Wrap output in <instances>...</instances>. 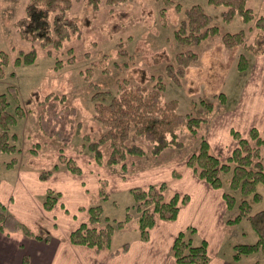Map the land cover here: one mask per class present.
<instances>
[{
  "label": "trees",
  "instance_id": "1",
  "mask_svg": "<svg viewBox=\"0 0 264 264\" xmlns=\"http://www.w3.org/2000/svg\"><path fill=\"white\" fill-rule=\"evenodd\" d=\"M92 13L85 18L86 28H91V20L96 18L97 10L101 3L109 6L108 17H113V10L126 0H86ZM170 2L166 0L165 2ZM248 0H206L213 6H222L220 17L231 20L235 16L245 22H252L255 28L253 39L245 43V48L252 54L264 52V14L256 15L247 4ZM73 0H27L24 14L14 22V29L20 38L37 42L47 49L48 55H53L51 48L59 49L63 41L73 33L79 31L77 23L67 16ZM176 8L182 9V18L174 29V37L178 43H197L209 35L218 31V26L213 22V15L208 13L201 3H194L187 7H181L175 3ZM124 11V12H123ZM125 14L127 10H123ZM127 13H129L127 11ZM126 13V15H127ZM124 21V15L117 16L116 24L120 27ZM114 27V25L112 26ZM245 32L240 29L236 32H224L222 42L226 45L244 42ZM71 53V49L68 48ZM36 50H18L13 59L14 66L32 64L36 60ZM177 62L179 67L175 69L172 64L166 65V71L175 82L179 81L184 68L196 58V53L191 49L179 50ZM73 55L66 59L55 58L53 69L72 63ZM9 58L6 51L0 50V77L4 74V67ZM247 67V58L240 54L237 69ZM89 71L86 69L84 77L89 80ZM91 85H95L92 82ZM163 85L160 79L152 85L143 83H131L128 80L121 81L111 93L109 90H97L92 93L94 101L93 117L103 129L97 138L89 134L83 135L82 142L76 147L78 151L85 148L92 152L93 158L100 164L117 165L123 174L128 172V156H142L146 154L143 146L128 143L129 136L140 138L143 143L149 145V153L152 156L159 155L166 148H181L183 141L180 134L183 132L196 133L212 111V102L200 99L195 107L197 114L179 113L176 110V99H163ZM222 96V93H220ZM65 95L47 92L44 99L40 100L36 92L26 97L23 102L18 98L17 87L6 85L0 90V154H13L18 151L16 147V133L10 132L20 119L26 116L34 102L41 105L39 114V128L43 134L66 144L70 141L73 132V115L75 107L64 104ZM232 136L238 139L236 146L228 157L220 159L214 154L207 140L201 138L199 145L186 160V165L192 168L195 175L205 181L214 189L221 188L224 183L228 189L224 190L222 197L228 210H235L231 217L226 218L228 225L235 224L242 219L248 220L255 233L252 242L233 244L234 260L250 254L264 256V207L254 209L253 202L258 203L262 198L259 185L264 184V129L260 131L256 127L250 128L247 136H240L237 131H232ZM35 146L38 142L34 143ZM107 145L108 154H104L102 147ZM36 149L32 150V154ZM64 149L61 148L62 152ZM60 159L66 164V168L72 173H80V167L69 157L61 154ZM15 156L9 160H0V167L11 168L15 165ZM31 163V161H30ZM3 164V165H2ZM51 169L40 171L39 178L46 180ZM230 172L228 178H223V173ZM179 173L173 172L176 177ZM132 197L131 206L125 208L124 216L120 219L111 218L104 214L102 201L110 198L106 188V182L100 181L95 192L90 193V203L87 207V217L69 232L68 241L72 244L86 245L100 252L110 248L112 235L116 228L127 229L132 227L138 232L141 240H147L152 227L157 220L172 221L176 218L180 206L188 200V195H180L178 192H168L166 181L149 183L143 186L129 188ZM60 193L47 189L42 200L43 207L50 210L59 198ZM113 204H116L113 201ZM132 208L136 214L134 215ZM0 230L20 231L23 234L37 240L47 241L49 233L45 229L33 231L19 218L10 213L0 201ZM194 227H187L179 231L171 244V253L179 264L207 263L209 261L208 245L205 239L193 241ZM125 242L120 248L112 250L116 254L127 248ZM245 264H260L258 261H245Z\"/></svg>",
  "mask_w": 264,
  "mask_h": 264
},
{
  "label": "rangeland",
  "instance_id": "2",
  "mask_svg": "<svg viewBox=\"0 0 264 264\" xmlns=\"http://www.w3.org/2000/svg\"><path fill=\"white\" fill-rule=\"evenodd\" d=\"M165 1L126 0L113 9L121 12H114L111 18L107 16L109 6L101 3L96 18L90 21L91 28L87 29L84 21L86 17L90 16L92 9L86 0H73L67 11V16L77 23L79 31L64 40L59 49L51 48L53 55H48L46 48L41 47L37 42L20 38L14 29L15 20L24 14L27 0H0V50L6 51L9 58L8 64L4 67V74L0 77V90H3L6 85H15L18 98L22 102L34 92L38 94L40 100L44 99L46 93L50 91L57 94L63 93L66 98L64 104L75 107L72 136L70 141L64 144L46 136L39 128L40 104L34 100L31 106H25L30 108L29 112L10 128V132L16 133L15 144L18 151L13 154L1 153L0 160H9L15 156L16 164L21 161L23 164L36 168L39 178L40 171L51 169L53 172L56 164L66 167L64 161L60 159L63 154L72 158L80 167V173L77 175H87L90 172L94 176L97 187L92 192L97 190L100 181L106 182V188L110 195L108 200L113 199V194L110 191L115 193L122 185H129L131 188L158 183L154 180H158L164 172L168 175L171 169L174 178L181 175V169L188 168L192 171V168L186 165L187 158L197 149L201 138H205L208 144L210 143L206 128L209 124L212 125L216 116L220 115V112L226 107L227 102L235 99V90L246 81L247 73L254 66L252 64L254 57L264 54V52L252 54L244 46L245 43L247 44L253 39L255 33L251 21L245 22L236 16L225 21L220 17L222 7L210 5L206 0H170L167 3ZM175 3H180L183 8L194 3L203 4L206 11L213 15L214 24L218 26L216 34L209 35L197 43H178L174 37V29L182 18L183 11L176 8ZM124 9L129 12L126 11L127 15L122 13ZM119 15H124L121 27L116 24ZM113 25L114 27H112ZM240 29L245 32L243 43L226 45L222 42L224 32H236ZM31 48L36 50L35 62L14 66L12 62L16 52ZM68 48L71 49V53L68 52ZM184 49L193 50L196 53V58L184 68L179 81L175 82L167 73L166 65L172 64L177 69L179 65L176 54L179 50ZM70 54L74 57L72 63H65L57 69L52 68L55 58L66 59ZM240 54H244L247 58V67L243 70L237 69ZM86 69L90 73L89 80L84 77ZM158 79L163 85V99H176V110L179 113L197 114L195 105L200 99L212 102V111L198 131L195 134L191 132L180 134V139L183 141L181 148H166L159 155L152 156L149 153V145L143 143L132 133L128 143L143 146L146 149V154L128 156V172L126 174H123L117 165L98 163L93 158L92 152L86 148L83 151H78L76 147L82 142L83 135L89 134L91 137L97 138L103 129V126L93 117V92L109 90L111 93H115L117 85L123 80L152 86ZM91 82L95 85H91ZM216 121L217 119L214 123ZM232 131H237L240 136L248 134L242 135L237 129L231 128L232 145L224 147L219 139L215 140L213 146L209 145L210 150L220 159L228 157L238 142V139L232 136ZM35 142H38L37 146H35ZM61 148L64 149L62 152ZM33 149H36V152L32 154ZM102 149L107 155L109 151L107 145H104ZM216 150L219 152H215ZM92 162L94 164H91ZM152 165L158 169L155 167L134 172L137 168H147ZM4 169V166L0 167V171ZM174 171L179 173L178 176L173 175ZM72 174L76 175V173ZM229 176L230 172L222 174L223 178ZM195 177L197 176L195 175ZM227 189L228 184L224 183L221 188L216 190L223 193ZM259 191L262 193V198L258 203L253 202L254 209L264 207V184L259 185ZM168 192H172L169 186ZM183 194L188 195L186 192H180V195ZM117 196L121 202L132 200L130 193H120ZM59 200L60 195L56 203ZM130 210L136 216L134 210L132 208ZM234 212L235 210L228 212L226 218L231 217ZM124 213L125 210L121 212L123 216ZM229 228L231 239L224 241L219 253L226 259L232 258L233 244L252 242L256 236L246 219L226 225V230ZM241 260L258 261L260 264H264V256L259 253L243 256Z\"/></svg>",
  "mask_w": 264,
  "mask_h": 264
},
{
  "label": "crops",
  "instance_id": "3",
  "mask_svg": "<svg viewBox=\"0 0 264 264\" xmlns=\"http://www.w3.org/2000/svg\"><path fill=\"white\" fill-rule=\"evenodd\" d=\"M247 4L256 15L264 14V0H248ZM253 62L246 81L235 90V99L228 101L216 116L214 126L209 124L206 128L210 147L218 139L224 147L232 145L231 128L242 135L252 127L264 129V54L255 56ZM56 165L45 181L38 178L36 168L21 161L0 171V201L6 209L31 229L47 230L50 237L44 241L20 231L0 230V264H179L171 253V244L179 231L190 226L195 228L194 242L207 241L209 261L205 264H245L244 260L226 259L219 254L224 241L231 239L230 228L226 230L225 223L231 211L226 208L222 191L209 187L188 168L181 169L177 178L172 177L171 169L168 175L163 171L154 180H166L172 192H186L189 197L174 220H157L147 240H141L138 232L130 227L114 230L108 250L97 252L86 245L72 244L67 239L69 232L86 219L89 193L97 184L89 169L85 170L87 175H74L66 167ZM155 167L137 168L134 172ZM129 187L122 185L115 193L110 191L116 204L113 199L102 201L105 215L115 219L123 216L121 212L131 206L132 200L121 202L117 195L129 194ZM47 188L60 193V200L49 211L42 205ZM125 242L128 243L125 250L111 253Z\"/></svg>",
  "mask_w": 264,
  "mask_h": 264
}]
</instances>
